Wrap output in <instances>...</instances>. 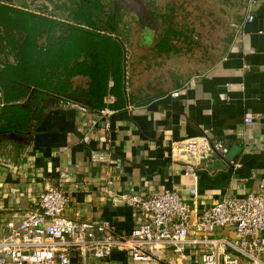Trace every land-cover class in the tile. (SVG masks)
<instances>
[{"label":"crops","instance_id":"obj_1","mask_svg":"<svg viewBox=\"0 0 264 264\" xmlns=\"http://www.w3.org/2000/svg\"><path fill=\"white\" fill-rule=\"evenodd\" d=\"M235 27L227 51L202 72L156 69L166 56L145 64L141 73L154 68L152 75L135 80L131 75L121 103L105 107L111 114L43 95L30 102L32 119L22 122L0 103V234L6 220L32 210L48 187L67 197V216L105 221L119 236H128L141 222L127 195L176 190L194 217L223 197L257 191L264 178V0H248ZM11 132L26 137L2 139ZM197 136L222 142L225 151L192 171L189 156L171 147ZM191 187L197 190L194 197ZM209 235L240 256L242 238L233 228ZM201 238L191 234L186 258L169 250L162 264H202L208 245ZM78 261L74 255L73 263ZM90 262L131 264L127 252L117 249Z\"/></svg>","mask_w":264,"mask_h":264},{"label":"built area","instance_id":"obj_2","mask_svg":"<svg viewBox=\"0 0 264 264\" xmlns=\"http://www.w3.org/2000/svg\"><path fill=\"white\" fill-rule=\"evenodd\" d=\"M101 113L111 114L112 110L104 108ZM171 148L189 156L192 171L203 167L211 154L225 151L222 142L205 136L174 141ZM189 194L194 197L196 187ZM125 200L138 210L141 222L128 236H119L105 221L67 216V197L61 189L45 188L32 210L6 220L0 234V264H74V255L80 264H91V259H106L115 249L125 250L131 264H162L169 250L186 258L185 248L194 241L189 239L191 234L202 235L201 241L208 245L202 264H264V178L257 191L223 197L194 217L190 203L176 190L127 195ZM224 227L233 228L242 238L240 256L227 252L223 243L210 237Z\"/></svg>","mask_w":264,"mask_h":264},{"label":"trees","instance_id":"obj_3","mask_svg":"<svg viewBox=\"0 0 264 264\" xmlns=\"http://www.w3.org/2000/svg\"><path fill=\"white\" fill-rule=\"evenodd\" d=\"M236 0H222L234 6ZM47 12L0 0V103L20 120L32 119L30 102L43 95L95 110L115 108L131 74L117 0H49ZM173 6L161 14L154 57L180 54L196 41L194 27L177 25ZM241 21V19H239ZM238 21V22H239ZM235 24L234 26H236ZM107 98L111 101L107 102ZM25 118V119H24ZM3 132V131H0Z\"/></svg>","mask_w":264,"mask_h":264},{"label":"rangeland","instance_id":"obj_4","mask_svg":"<svg viewBox=\"0 0 264 264\" xmlns=\"http://www.w3.org/2000/svg\"><path fill=\"white\" fill-rule=\"evenodd\" d=\"M117 1L123 11L121 36L127 48L132 80L142 74L145 64L158 61L154 60L157 58L151 47L161 32V14L167 11L168 5L175 8L172 17L177 25L186 23L194 27L197 42L190 49L179 43L182 52L162 59L163 64L156 69H179L185 75L204 71L227 51L236 33L234 25L242 20L248 6V0H236L232 7L222 0ZM10 3L35 12H47V7L51 8L49 0H10ZM152 70L155 69L148 68L142 76H151Z\"/></svg>","mask_w":264,"mask_h":264},{"label":"water","instance_id":"obj_5","mask_svg":"<svg viewBox=\"0 0 264 264\" xmlns=\"http://www.w3.org/2000/svg\"><path fill=\"white\" fill-rule=\"evenodd\" d=\"M24 137H26V135H22V134H17V133H5L2 135V139H6V140H13V141H17L23 139Z\"/></svg>","mask_w":264,"mask_h":264}]
</instances>
